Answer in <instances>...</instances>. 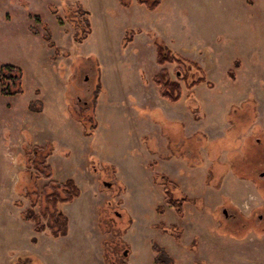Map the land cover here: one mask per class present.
Here are the masks:
<instances>
[{"label": "rangeland", "instance_id": "rangeland-1", "mask_svg": "<svg viewBox=\"0 0 264 264\" xmlns=\"http://www.w3.org/2000/svg\"><path fill=\"white\" fill-rule=\"evenodd\" d=\"M29 1L28 11H31V15L50 22L53 40L70 53L63 60L62 57L53 58L54 51L51 50L50 64H54L55 78L49 86H45L48 89L45 95L48 114L43 118L56 122L54 137L58 141L74 147L68 150L60 146L58 150L70 158L68 165L72 173L88 186L80 185L83 196L73 202L81 201L77 212L73 210L72 221L70 218L71 233L68 236L55 239L47 233L36 234L33 224L25 222L21 216L30 207L25 194V183L32 178L28 176L26 165L27 133L18 134L15 130L10 131L9 135L6 134L8 130L6 135L1 133V156L3 154L4 159L6 155L10 156L6 157L8 160H3L0 172L2 180L6 181L7 176H13L18 169L20 182L24 185L14 191L9 178L6 202L19 210L13 209V215L7 222L13 227L8 232L11 235L6 241H0V264L6 263L9 248L14 250L18 247L19 261L15 264H105L102 256V239L105 235L99 228L98 209L107 202H111L112 206L117 205L132 219L123 236L124 249L128 250V256L124 259L126 264H155L152 241L165 247L175 258L176 264H264V236L258 240L251 233L245 241H234L223 234L224 237L216 234L218 229L211 226L213 220L210 215L215 216L214 208L221 205L222 196H228L240 209L248 212L247 205L250 203L245 201L258 199L255 186L232 173L225 175L220 185L210 184V161L206 160L204 165L187 164L181 158L177 159V155L171 151L174 145L178 146L184 139L183 128L179 124L175 125L174 134L179 140L171 142V131L165 128L164 132L159 125H166L164 117L159 113H150L159 108L169 120L183 122L187 134L202 130L215 139L223 136V129L227 126L226 116L233 106L254 99L257 104V124L264 129V0H165L156 11L136 4L144 14L138 13L136 6L125 9L118 0H108V7L101 14H93L92 33L81 48L71 40V25H60L53 13V9H56L58 15L65 17V7L71 4L70 0ZM20 4L23 5L19 0H0V16L5 8V13L11 17L19 15V9L24 15V6L20 7ZM30 23L41 34L45 33L36 19L32 18ZM14 26L19 29V20ZM126 26L139 28L143 33L137 35L127 49L122 50ZM148 30L157 32L169 46L184 56L200 61L209 78L215 82V88L202 85L195 90V97L202 105L199 118H195L185 101L172 106L159 97L151 79L160 67L156 62L155 47L146 34ZM82 54H92L96 58L92 56L95 59L91 60ZM61 60L66 66L63 70L60 68ZM237 60L241 61L240 68L235 67ZM232 69L236 71L235 80L227 75ZM59 73L63 74L65 80L68 79L67 87L72 95L69 108L65 99L67 89L60 81ZM99 74L103 94L96 108L98 129L94 139L67 141L64 135L60 138L58 131L61 126L81 134V125L74 119V112L80 115L85 103L90 106L93 104ZM32 94L28 87L25 96L16 97L15 100L9 98V101L24 106ZM157 117L159 121L155 119ZM17 122L19 120L13 118L9 122L10 129H20ZM251 133L256 134L254 131ZM89 155L97 156L100 162L116 169L114 179L110 181L113 185L123 184V194L119 195L117 187L112 186L111 189L103 185L104 171L93 170L92 162L88 161ZM205 158L201 157L202 161ZM221 158L226 159L225 155ZM60 159L63 156L55 157L52 162L56 181L60 180L59 176L67 174ZM154 163L153 170L149 165ZM263 166L259 167L256 177L262 168L264 170ZM155 172L176 180L183 192L192 199L193 203L187 205L182 220L175 210L164 209L163 213L157 211L159 207H165V202L161 188L154 182ZM12 176L9 177L12 179ZM45 183L41 181L40 186ZM196 200H204L205 204L201 206V201V204L198 203L201 207H198ZM73 203L62 206L66 214V207ZM253 212L254 217L264 215V206ZM176 222L181 226L180 241H173L163 235L160 228ZM17 229L19 236H16ZM15 237L19 241H15ZM78 241H81L83 249L77 248L78 251L68 260L65 258L66 253L73 252ZM28 252L29 255L21 256ZM43 257L48 262L43 263ZM20 259L27 261L21 262Z\"/></svg>", "mask_w": 264, "mask_h": 264}, {"label": "trees", "instance_id": "trees-1", "mask_svg": "<svg viewBox=\"0 0 264 264\" xmlns=\"http://www.w3.org/2000/svg\"><path fill=\"white\" fill-rule=\"evenodd\" d=\"M71 1L72 3L65 7L66 18L58 15L56 9H53V13L56 15V19L60 25H71L73 28L72 42L75 46H79L85 43L92 33L93 29L91 24V13L82 5L79 0ZM163 1L164 0H137V3L144 5L150 11H156L160 8ZM120 2L122 6L126 8L132 5L131 0H120ZM35 19L37 23H40L44 28L46 33L43 35V38L48 43L49 47L55 49V56L57 58L63 57V59H67L70 56V53L63 52L53 42L52 33L48 25L42 22V19L38 16L35 17ZM31 31L36 35L40 34L39 31L34 27H31ZM140 32H142L141 29L128 28L123 39V48L127 49L130 43L133 41L134 35ZM146 34L151 37L156 35L152 31H147ZM154 43L157 50V63L163 66V69L153 77V82L158 88L159 94L162 98L168 100L171 103H177L183 96V81L187 83V87L189 89H192L196 85L203 82H208L207 76L203 72H201L200 78L196 80L192 78V75L188 70V66L196 65L198 67V65L193 63L191 60L184 58L173 50L166 49L163 39L156 38ZM235 63L236 68L241 66V61L237 60ZM168 64L176 65V73L180 72L181 75L179 76L176 74V79H173L169 70L164 67ZM234 70L235 69L230 71L233 79H235L234 73L236 74V71ZM23 77L24 72L21 67L12 64L2 65L0 67V94L6 97L24 94ZM209 86L213 85L209 82ZM101 88L102 83L99 81V89L96 93V99L102 94ZM29 110L32 112H41L42 103L38 100L30 103ZM83 111L85 112L87 109L83 108ZM83 113L77 115L75 111L74 116L83 126L84 134L89 137L94 136L95 130L98 126L95 108L93 109V113L88 117H86ZM169 122L170 123L167 126H164V128H170L173 130L175 127H177L175 126L176 124H179L183 128V124L180 122ZM231 141L232 143H229L228 147L233 149L237 143H233V140ZM57 152L59 151H56V145L54 143H49L46 147L34 146L30 142H27V145H25L26 165L28 169L27 173L28 176H31L32 178L29 182L25 183V194L30 201V207L24 210L21 214L22 219L25 222L33 224V230L36 234L47 233L55 239L66 237L70 233L69 218L63 211L62 206L72 203L81 195V190L76 184L75 180L68 179L65 182H58L53 179V170L48 164V159ZM234 157L238 160V162L245 163V158L241 156L240 153L238 156L234 155ZM215 161V169H217L218 166L222 165V163L219 162V159ZM242 166L244 167V165ZM259 167H262L260 163L249 161V166L242 172L238 171L235 166L228 167V170H233L236 173H240L239 176L242 178L246 176L256 177ZM23 175L24 174H22V176ZM215 175H219L220 178H215L220 180L222 179L223 175H225V171L220 170ZM41 181H45L46 183L43 186H40ZM154 182L161 188L164 200L168 206L182 216L185 206L190 202V199L181 191L178 183L165 174L161 173H156L154 175ZM23 185L24 183L21 181L19 186ZM109 205H111V202H107V204L99 208V227L102 233L105 235V238L102 242L104 249V260L106 264H115L114 260L119 259L120 262L115 261L116 264H126L120 260V256L116 252L112 251V249L117 248L116 244H118V242L125 243L123 241V236L130 227L132 219H129L127 224L124 226H115L108 219ZM157 211L163 213L164 207H159ZM160 228L164 231H167V229L162 226ZM152 248L156 255L154 259L155 264H176V260L171 257L168 252L159 244L152 242ZM111 256H114L115 258L112 259Z\"/></svg>", "mask_w": 264, "mask_h": 264}, {"label": "flooded vegetation", "instance_id": "flooded-vegetation-1", "mask_svg": "<svg viewBox=\"0 0 264 264\" xmlns=\"http://www.w3.org/2000/svg\"><path fill=\"white\" fill-rule=\"evenodd\" d=\"M136 2H137V0H136ZM141 33H143V32H140V33L134 35L133 41L130 43V45L133 44L135 37ZM147 36L151 39L152 46L155 47L156 62H157V50H156V46H155L154 41L156 38H159V39L164 40L165 45H166V49H171L174 52L178 53L179 55L183 56L184 58L191 60L193 63L198 65V67L196 65L188 66V70L190 71L192 78H194L195 80L200 78L201 72H203L207 76L208 82H203L201 84H198L195 87H193L192 89H189L187 87L188 85L185 81L182 82L183 96L179 102L185 101L187 107H189L191 109V111L194 113L195 118H199L200 114L202 112V105H201L200 101L198 99H196V97H195V90L202 85H206L209 88H215V86H216L215 82L209 78L207 72L205 71L206 70L205 67L202 65V63L200 61L190 59V58L184 56L182 53H180L179 51H177L174 48H172L171 46H169L167 41L164 38H162L160 35L156 34L154 37H151L149 35H147ZM235 65H236V63H235ZM158 66L160 67V70L158 72H160L163 69V66H161L159 64H158ZM164 67L169 70L173 79H176V76H177L176 74H178L179 76L181 75L180 72L176 73V65H174V64H168ZM170 67H174V69L171 70ZM98 69L100 71L99 67H98ZM198 69H200V70H198ZM232 70H229L227 72V75L230 79L235 80L236 74L234 73L235 79H233L232 74L230 73V71H232ZM155 75H153L152 79H151L153 84H154L153 77ZM100 78H101V76L99 74V81L101 82ZM209 82L213 86H209ZM154 86L156 87L155 84H154ZM98 89H99V84H98ZM98 89H97V91H98ZM101 90H102V88H101ZM157 90H158V88H157ZM97 91H96V93H97ZM102 93H103V91H102ZM158 95L162 100L166 101L170 105L172 104V106H173V104H176V103H171L168 100L162 98L159 94V90H158ZM99 97L96 99V94H95L96 104H95V99H94L93 104L91 106L88 105L87 103H85L84 106L82 105L84 109H87V111H85V112L83 111L84 112L83 114L86 117H88L89 115H91L93 113L94 108H95V114H96V108L98 105ZM179 102H177V103H179ZM150 113H152V114L159 113L161 116H163L164 117L163 122L166 124L165 126H167L170 123L169 121H167V119H165V116H164L163 111L161 109L155 108ZM257 117H258V115H257V104H256V101L254 99L243 101L239 106H233V108L229 111V113L226 116L227 126H225L223 129V136L217 137L215 139H211L202 130H198L192 134H187V132L185 131L186 129L184 128L185 127L184 123L179 121L180 123L183 124V131L185 132L184 139L182 140V142L178 146L174 145V147H175L174 149H172L170 147L171 151H173L175 153V155H177L176 156L177 159L181 158L182 161L186 162L187 164L192 162L194 165H200V164L204 165L206 163V160L210 161L211 164L208 167V171H209L208 182L210 184L217 185V184L222 182V179L225 177V175H227L228 173H232L237 178L242 179L244 181L246 180L249 183L253 184V186H255L254 190L257 193L256 196L258 197V199H254L252 201H250V200L245 201L246 203H248V202L250 203L249 204L250 206L247 205L248 212L240 209L241 207H239V205H237V203H234L231 199H229L228 196H222L223 198L221 199V202H222L221 205H219V206L217 205L214 208V211H216V212L219 211V212L218 213L215 212L214 217L210 215V217L213 220L211 226L218 229V233H216V232H213V233H216L222 237H224L223 235H225V237H228L229 239L234 240V241H245L251 233L255 234V236L257 237L258 240L260 239L259 237L264 236V215H258V216L255 215L256 217H254V212H253L255 209L257 210L258 208L264 206V170H263V168H262L261 172L259 173L258 177L246 176L244 178L239 176L240 173H236L233 170H230V171L228 170V167L235 166L238 169V171L242 172V171L246 170L247 167L249 166V161L254 162V163H260L263 166V164H264V156H263V154H264V129H263V127H260V125L257 124ZM96 119L98 122L97 115H96ZM155 119L157 121H159L158 117ZM97 129H98V126H97ZM97 129L95 130V135H96ZM168 130L171 131V133H170L171 134V137H170L171 142L173 140L174 141L179 140L178 138H176V136L174 134L175 129L172 130L169 128ZM251 131L252 132L254 131V133H256V134L251 133ZM164 132H165V129H164ZM95 135L90 136V137H95ZM251 135H253V137H251ZM172 136H173V138H172ZM231 140H233V143H237V145L233 149L228 147L229 143H232ZM169 146H170V144H169ZM239 153L241 156H243L245 158V163L244 162H238V160L234 157V155L238 156ZM200 155H202L201 156L202 158L206 157L205 161H202ZM223 155H225V157H226L225 160H222V158H221ZM217 159H219V162L222 163V165L218 166V168L215 169V166H216L215 160H217ZM91 162L93 164V170L94 171H97V170H98V172L100 170L104 171V173H103L104 179L102 180V182H104V184H103L104 186H106L108 188H111L112 186L117 187V192L119 193V195H121L125 192V186L123 184L115 183L113 185V183L110 181V179L111 180H112V178L114 179L115 170H116L115 168H113L111 165L100 162L97 156H92ZM242 165H244V167ZM149 166H151V169L152 168H153V170L155 169V163L153 165H149ZM220 170L225 171V175H223L222 179L218 180V178H220V177H219V175L216 176L215 174L218 173ZM156 173L157 172H155L153 174V179H154V175ZM161 174H163V173H161ZM215 177H218V178L216 179ZM106 183H110L111 186L109 187ZM178 185H179V183H178ZM180 188H181V186H180ZM181 191L183 192L182 188H181ZM183 193L188 197V195L185 192H183ZM109 201H111V200H109ZM191 201H192V199H190V202L186 204L185 209H184V213L182 216L180 214H178L176 211H174L176 214L179 215V219L182 220L184 218V215L187 211V205L193 203ZM201 201L203 202L201 206H203L205 204L204 200H196L195 201L196 204L198 205V207H201V206H199V204H201ZM255 201H257V202H255ZM259 201L261 202V204H258ZM164 202H165V200H164ZM105 204H103V205H105ZM103 205H101V206H103ZM164 209L165 210L166 209L174 210V209L170 208L166 202H165ZM108 210H109L108 211V219L115 226H123V224L124 223L127 224L128 220L130 219L128 217V214L125 211L121 210L120 208L118 209L117 205L112 206V203H111V205H109ZM164 228L167 229V231H164L162 229L163 235L169 236L170 238L173 239V241H180L181 236L179 234V232H180L179 230L181 229V226L178 225L177 222L173 223L170 226L164 227ZM221 228L224 230L222 231ZM152 242H156V241H152ZM152 242H151V248H152ZM156 243L159 244L158 242H156ZM160 246L163 247L162 245H160ZM116 247L117 248L113 249L112 251L116 252L120 256V260L125 262L124 259H125V257L128 256V250L124 249L125 243L118 242V244H116ZM163 248L166 250L165 247H163ZM152 251H153V248H152ZM23 255H29V252L24 253ZM103 257H104V255H103ZM111 258L114 259L115 257L111 256ZM20 261H21V259H20ZM115 261L120 262L119 259H116V260H114L115 264H116Z\"/></svg>", "mask_w": 264, "mask_h": 264}, {"label": "crops", "instance_id": "crops-1", "mask_svg": "<svg viewBox=\"0 0 264 264\" xmlns=\"http://www.w3.org/2000/svg\"><path fill=\"white\" fill-rule=\"evenodd\" d=\"M79 1L82 3V5L87 10L90 11L91 19H92V16L94 13L96 15H99V14H101V12H103L108 7V0H79ZM118 1H119L120 6L122 8L128 9V8L136 6L135 8L137 9L138 13L144 14L139 9L141 7H137L138 5H136V4H138V3L136 1L131 0L132 5L130 7H127V8L122 6L120 0H118ZM29 2H30L29 0H28V2H27V0H19V3L23 4L22 6L20 4V7L24 6V11H23L25 13L24 15H23L21 9H19V15H17V16L15 15V16L11 17L7 13H5L6 12V8H5L3 10V13L1 12V16H0V67L4 64H12V65H16V66L21 67L23 72H24V77H23L24 94L19 95V96H12V97H6V96H2L0 94V140L2 139L1 133L4 135L5 132L8 130L6 134L9 135L10 131L15 130L18 134H19V132L21 134H23V132L27 133L26 138L28 141H26V142H30L34 146L46 147L49 143H54L56 145V151H59L58 147H60V146L66 148L68 150H73L74 147H71L70 145H66V144L62 143V141H58L54 137L55 136V130H56L55 129L56 122H54V120H52V119L43 118V117H46V114H48V106H47V103L45 100V95H46V92L48 89L45 88V86H49L50 83L52 82V80H54V78H55L54 64L53 65L50 64V57L52 56L51 50L54 51V57L53 58H57V57L55 56V49L49 47L48 43L43 38V35L46 32L44 34H41V32L39 31L40 34L36 35L31 31L32 24L30 22H31L32 18H34V20H35V17H37V16L31 15V11H28L29 10L28 7H30ZM71 3H72V1H71ZM140 6H144V5H140ZM14 11H16V10H14ZM17 20H19V29H15V26H14V23L17 22ZM42 22L46 23L48 25L50 31H51L50 22L46 21L45 19H42ZM92 28H93V26H92ZM128 28L139 29V28H135L134 26H132V27L126 26V28L124 29L122 42H121V49L122 50L124 49L123 48V39L125 36V32ZM148 31H152L158 35V33L153 31V30H148ZM51 33H52V37L54 39V34L52 31H51ZM71 40H72V35H71ZM53 42L55 43L54 40H53ZM55 44L63 52H65V53L68 52V51L63 50L62 47H60L57 43H55ZM83 44L79 45L78 47L81 48V46ZM82 56H84L86 58L88 57L89 59L92 56L96 58V56L92 55V54L91 55L82 54ZM60 58L61 57H58V59H60ZM62 59H63V57H62ZM94 59L91 58V60H94ZM63 60H65V59H63ZM60 66H61L60 67L61 70H63V67L66 68V66H64L62 63V60L60 61ZM59 72H62V71H59ZM59 77H60V81L62 83H64V87L67 89L66 90L67 95H65V99L67 100V104H68V108H69V105L71 104L72 95L69 92V89L67 87L68 79L65 80L62 73H59ZM28 87H29V92H32L33 94L31 96V99L28 101L27 105L21 106V105H19V103L14 104L12 101H9V98H13L15 100L16 97L25 96L27 93ZM36 92L39 94L37 95ZM37 100L42 103V111L41 112L30 111L29 110V104L32 102H35ZM67 115H69L68 111H67ZM20 117L24 118L25 120L19 119ZM13 118H17L19 120V122H17L16 124L20 125V129H19V127H17V128L14 127V129H10L11 127H9V122H11V120ZM165 118L171 122H179L177 120H173V121L169 120L166 116H165ZM74 119L78 122V120L75 118V116H74ZM151 120L153 122H155L153 119H151ZM31 123H32V126H31ZM159 125L161 126L162 129H165L161 124H159ZM81 129H82L81 134H79V133H73L72 131H70L69 127L65 128V127L61 126L58 132L60 134V138H61V135H64L66 138H68V139H66L67 141H72L73 139H75L76 141H82V139H86V138H92V140L94 139V137H89V136H86L84 134V130H83L82 125H81ZM143 141H145V138L143 139ZM13 147H14V145H13ZM57 156H63L64 160L60 159V162L63 163L65 170L67 171L66 176H59L61 181L60 180H57V181L58 182H65L68 179L75 180L76 184L78 185V187L81 190V195L77 198V199H79L80 197L83 196V190L81 188L82 186L80 187V185H86V186H88V185L86 184L85 181H83V179H79L78 177H76L72 173V169H70L71 166L68 165L70 158L65 156L62 151H59V152L53 154L48 159V164L52 167V170H53V179H54L55 171H54V167L52 166V162H54V158ZM6 157L8 158L10 156L6 155ZM6 157H5V159H6ZM5 159L3 157V154L1 156V153H0V172L2 170L3 160H5ZM6 160H8V159H6ZM88 161L91 163L92 155L88 156ZM14 162L16 163L17 161L15 160ZM15 167H17V166L15 165ZM19 175H20V172L17 169V171L14 172L13 176H12V174L8 175L7 180L3 182L2 175L0 174V241H6V238L11 235L8 232L13 227H10L9 224H7V222H8L9 217H12L11 215H13V213H12L13 209L19 210V208L15 207L14 205H13L14 207L9 206V204H7V202H6V197L8 196L7 189L9 188V178H10V180H12L14 191H17L18 190L17 188L19 187V182L21 180V177ZM9 176H12V179ZM61 178H64V179L62 180ZM17 194H19V192ZM80 202L81 201H79L78 203L75 202V203H73V205L66 207V209H68V213L66 215L68 216L69 221H70V218L72 221L73 210L77 212V210L79 209ZM72 203H70V204H72ZM18 215H19V212H18ZM99 220H100V215H99ZM16 236H19V230L18 229H17V235ZM103 239H102V242H103ZM15 241H19V240L17 239ZM18 244L19 243L17 242L16 245H18ZM81 244H82L81 241H78L75 245L73 252L71 251V253H66L65 258L70 260L73 253L78 251L79 247H80L79 250L83 249ZM102 247H103V244H102ZM18 249H19V247L17 249L14 248V250L12 248H9L7 250L6 263L5 264H15L19 261ZM102 250H103V253H102V256H103L104 255V249H102ZM11 251H13V254L9 255V253ZM24 256L25 255H23V257ZM26 261L24 259H21V262H26ZM42 261H43V263H45V261L48 262V260L44 259V257H43Z\"/></svg>", "mask_w": 264, "mask_h": 264}, {"label": "water", "instance_id": "water-1", "mask_svg": "<svg viewBox=\"0 0 264 264\" xmlns=\"http://www.w3.org/2000/svg\"><path fill=\"white\" fill-rule=\"evenodd\" d=\"M109 187L111 186V184L110 183H106Z\"/></svg>", "mask_w": 264, "mask_h": 264}]
</instances>
